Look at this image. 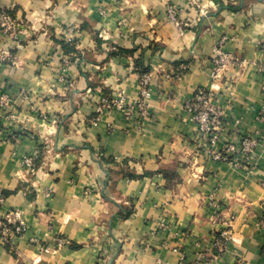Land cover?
<instances>
[{
    "label": "crops",
    "instance_id": "crops-1",
    "mask_svg": "<svg viewBox=\"0 0 264 264\" xmlns=\"http://www.w3.org/2000/svg\"><path fill=\"white\" fill-rule=\"evenodd\" d=\"M195 1L0 0L17 30L0 33L9 53L0 62V96L9 98L0 107V216L20 209L26 223L0 243V264H264V150L242 168L210 160L184 110L198 87L212 89L221 48L239 63L213 87L230 123L217 148L236 129L264 138L255 119L264 0ZM170 5L183 28L168 19ZM143 73L145 124L117 111L92 123L101 92L133 102ZM28 155L34 174L22 167ZM221 219L234 241L218 253ZM57 238L68 244L55 248Z\"/></svg>",
    "mask_w": 264,
    "mask_h": 264
},
{
    "label": "built area",
    "instance_id": "built-area-1",
    "mask_svg": "<svg viewBox=\"0 0 264 264\" xmlns=\"http://www.w3.org/2000/svg\"><path fill=\"white\" fill-rule=\"evenodd\" d=\"M192 5L196 4L195 0H190ZM180 9L175 6H167L166 14L168 19L178 28H183L186 24L180 18ZM205 9H201L200 15H206ZM16 30L14 18L5 10L0 11V33L2 35H13ZM68 42L72 41V36L67 38ZM9 57L7 49L0 50V62L5 61ZM67 60V59H66ZM65 63H69V60ZM239 61L233 54L225 53L221 48L214 51L211 60V87L206 89L198 87L192 98L184 104V110L190 115V120L194 125L196 135L201 139H206L203 144V150L206 156L213 161L225 162L237 168L243 166L254 165V151L260 146L264 150V138L242 135L238 129L235 130L233 139L226 140L222 148H217V142L222 133L228 129L229 124L224 122L223 111L213 103L214 89L222 84L225 72L232 67L238 65ZM150 76L147 73L138 76L137 84L139 87L138 97L130 102L123 91L117 93H100L98 101L94 107L92 123L98 122L104 115L110 112H120L127 121L145 124L150 115L149 100L151 98V90L149 87ZM62 84L66 83L63 78L59 79ZM91 90L89 89L88 92ZM263 95V108L256 116L257 123L264 126V86L261 89ZM9 98L6 95L0 96V107L7 105ZM238 121L233 122V125ZM232 125V123H231ZM1 134V131H0ZM23 169L34 174V158L32 156H24L22 159ZM4 201V195L0 191V205ZM225 229L220 232L214 242L213 248L218 253L224 252L234 241L232 236L230 219L220 220ZM159 228H164V221L158 222ZM26 223L23 218L22 210L8 209L0 216V243L5 245L10 243L13 238L21 237L24 234ZM55 248H61L68 242L63 238H57Z\"/></svg>",
    "mask_w": 264,
    "mask_h": 264
},
{
    "label": "trees",
    "instance_id": "trees-1",
    "mask_svg": "<svg viewBox=\"0 0 264 264\" xmlns=\"http://www.w3.org/2000/svg\"><path fill=\"white\" fill-rule=\"evenodd\" d=\"M68 46H69V45H68ZM68 46H67V45L65 46V48H66L67 51H69L70 49H72L71 46H69V47H68ZM34 164H35V163H34ZM34 167H35V166H34ZM168 173H169V172H168ZM146 175H148V173H146ZM166 175H167V173H166ZM168 176H169V178L166 176V179L168 178V181H169V180H171V176H172V175H170V173H169Z\"/></svg>",
    "mask_w": 264,
    "mask_h": 264
},
{
    "label": "rangeland",
    "instance_id": "rangeland-1",
    "mask_svg": "<svg viewBox=\"0 0 264 264\" xmlns=\"http://www.w3.org/2000/svg\"><path fill=\"white\" fill-rule=\"evenodd\" d=\"M14 32H15V33H14L13 35L15 36V35H16V32H17V30H15ZM66 61H67V60H66ZM64 63H65V62H64Z\"/></svg>",
    "mask_w": 264,
    "mask_h": 264
}]
</instances>
